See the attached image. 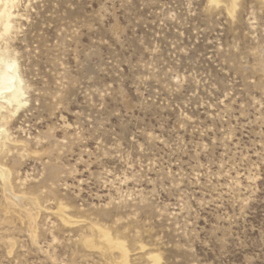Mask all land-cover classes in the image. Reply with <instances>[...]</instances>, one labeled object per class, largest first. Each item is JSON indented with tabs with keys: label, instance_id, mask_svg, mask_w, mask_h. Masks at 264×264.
<instances>
[{
	"label": "rangeland",
	"instance_id": "374dc122",
	"mask_svg": "<svg viewBox=\"0 0 264 264\" xmlns=\"http://www.w3.org/2000/svg\"><path fill=\"white\" fill-rule=\"evenodd\" d=\"M15 12L28 105L1 163L41 210L33 244V218L7 216L0 181V264H112L86 246L90 224L128 242V264H264L263 0L233 16L211 0Z\"/></svg>",
	"mask_w": 264,
	"mask_h": 264
},
{
	"label": "bare ground",
	"instance_id": "6f19581e",
	"mask_svg": "<svg viewBox=\"0 0 264 264\" xmlns=\"http://www.w3.org/2000/svg\"><path fill=\"white\" fill-rule=\"evenodd\" d=\"M237 1L211 0L213 4L217 5L224 3L227 12L232 16L237 8ZM18 4L19 0H0V181H2L3 185L4 200V204H1L6 207L7 216L11 214L20 216L18 214L21 213L33 218L30 238L33 244H37L39 238L38 211L41 210L39 198L15 196L16 190L14 188L17 187H13V180L11 181L13 171L1 163V157L2 159L4 158L3 156L9 151V145L14 142L8 128L11 119L28 105V86L20 73L18 59L9 47V40L11 39L12 31L15 29L14 19L18 16L15 12ZM57 215L66 226L67 224L73 226L77 222L68 218L65 208H60ZM12 217L15 218V216ZM88 226H90L89 229H91L92 237L94 238L91 241H87V245L85 244L87 247L88 244H91L93 246L92 249L109 263H115V251L120 254L122 264L129 263L130 249L125 239L114 235L109 229L98 224H90ZM161 260V257L157 255L152 257L150 262L151 264H160Z\"/></svg>",
	"mask_w": 264,
	"mask_h": 264
}]
</instances>
